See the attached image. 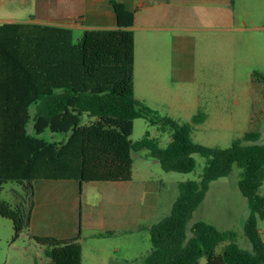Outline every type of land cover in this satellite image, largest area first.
<instances>
[{
    "label": "trees",
    "instance_id": "obj_1",
    "mask_svg": "<svg viewBox=\"0 0 264 264\" xmlns=\"http://www.w3.org/2000/svg\"><path fill=\"white\" fill-rule=\"evenodd\" d=\"M118 29L86 31L74 45L72 32L51 29L66 39L61 41L59 89L43 116L35 123L38 134L49 129L65 136L60 143L27 139L23 153L0 154V194L13 182L22 193L13 192V203L0 200V217L13 224L16 242L29 232L35 206V181H75L80 185L127 183L133 178V152L147 150L165 172L188 174L196 169L195 155L206 165L198 181L178 184L179 195L171 213L148 230L152 248L140 264H264V240L259 221L264 220V145L258 133H245L227 149L211 148L192 139L194 127L207 115L199 112L191 123L160 118L135 97V35L131 28L135 15L125 5L111 0ZM47 102L50 90L41 93ZM146 119L171 141L161 148L147 132L133 143L134 122ZM240 170L238 187L247 199L250 215L244 234L252 250L242 248L235 231H221L204 221L189 223L204 202L213 182ZM108 232L103 236H111ZM45 248L50 264H82L79 238L29 236Z\"/></svg>",
    "mask_w": 264,
    "mask_h": 264
},
{
    "label": "rangeland",
    "instance_id": "obj_2",
    "mask_svg": "<svg viewBox=\"0 0 264 264\" xmlns=\"http://www.w3.org/2000/svg\"><path fill=\"white\" fill-rule=\"evenodd\" d=\"M55 1L57 0H0V16L15 13L52 15L51 6ZM176 5L174 11L180 10L181 6ZM184 9L189 14L184 25L190 29L188 35L193 38L189 40L190 47L195 48L197 55L194 66L197 79L195 84L182 89L175 82L172 86L168 85L175 76L176 55L179 53V46H176L174 37L181 36L180 30H176L180 23L173 22L171 26L174 30L165 33L164 44L157 43L155 36L159 34L152 33V42L145 49L138 33L136 98L158 117L172 118L180 123H191L199 112L205 113L207 119L203 124L194 127L192 139L206 147L227 149L234 140L249 132L258 133V143L264 145V32L252 29L255 26L264 27V0H193L187 3ZM218 13L222 19L235 20L244 30L232 34L216 29L205 32L192 30L203 25L215 27ZM162 70L167 71L164 80L157 77L149 80L144 77L145 72L159 73ZM147 132L151 138L158 140L161 148H166L171 141L169 132H161L146 119H137L134 122L132 142L141 141ZM58 138L63 140L62 135ZM147 154V150L132 153L134 184L137 187L146 184V187L153 186L155 189L158 210L152 219L154 223L170 215L179 195L178 184L198 181L206 161L195 155L196 169L192 173L181 174L165 172L159 162L148 158ZM240 173L241 170L234 166L230 176L211 184L189 227L197 221H204L221 231H235L239 245L251 251V244L244 234L250 211L247 199L238 187ZM54 184H60V190L69 186L68 183L57 181ZM83 185L84 187L80 188L82 191L79 187L76 190L78 220L88 209L96 213L92 209L96 208L100 200V193L93 184ZM13 189L22 192L20 185L7 183L1 191V199L13 202ZM62 191L59 198L64 203L67 196ZM260 193L264 195V185ZM62 210L54 214L64 218L66 213ZM259 228L263 230L264 237V220L259 221ZM13 238L12 222L0 217V264L50 262L46 257L45 248L31 241L25 234L16 242ZM104 242H113V246L119 247L133 244L139 248L143 257L148 255L152 248L150 233L144 229L135 239H127L126 236L118 239L109 237ZM200 263L206 264V260L202 259Z\"/></svg>",
    "mask_w": 264,
    "mask_h": 264
},
{
    "label": "crops",
    "instance_id": "obj_3",
    "mask_svg": "<svg viewBox=\"0 0 264 264\" xmlns=\"http://www.w3.org/2000/svg\"><path fill=\"white\" fill-rule=\"evenodd\" d=\"M110 1L57 0L51 6L52 15L15 13L0 16L1 155L7 151L23 153L28 138L49 143H60L64 140V135L53 134L49 129L41 134L35 129V123L40 115L43 116L50 104H53V99L61 94L59 89L61 41L66 38L51 29L71 31L74 45L80 41L86 31L116 30L117 18ZM115 1L125 5L127 10L135 15L134 25L131 28L135 35L134 86L138 33L145 44V49L152 42L150 36L152 33L159 34L155 36V40L164 44L165 33L174 30L171 26L173 22L180 23V27L176 30H180L181 36L174 37L176 46H179V53L176 55L175 76L168 85L172 86L175 82L182 89L195 84L197 79L194 66L197 55L195 48L190 47L189 40L193 39L188 35L190 29L185 28L184 25L189 17L184 6L193 0ZM176 4L181 7L180 10L174 11ZM215 23V27L212 28L203 25L192 30L205 32L216 29L228 34L244 30L235 20L222 19L219 13ZM252 29L264 32L262 26H255ZM166 74L165 70L159 73L149 71L145 72L144 77L149 80L154 77L164 80ZM46 90L51 92V96L46 97L47 102L41 95ZM60 135L63 136V140L58 138ZM54 182L56 181H35L32 184L35 206L26 237H54L60 240L79 238L82 245V264H140L143 255L138 247L133 244L123 247L113 246V242H104V240L109 237L118 239L122 236L135 239L141 230L149 232L148 229L159 222L152 221L158 210V199L155 197L153 186L150 188L146 187V184L143 187L135 186L134 172L132 180L127 183L93 184L100 193L99 204L92 209L96 213L88 209L79 216L78 220L76 190L77 187L80 189L84 185L75 181H57L69 185L61 189L67 196V200L63 203L59 198L60 184ZM12 192L22 193L14 189ZM62 209L66 213L64 218L54 214ZM259 231L264 240L263 230L259 228ZM108 232L113 234L103 236ZM44 264L50 263L46 261Z\"/></svg>",
    "mask_w": 264,
    "mask_h": 264
}]
</instances>
